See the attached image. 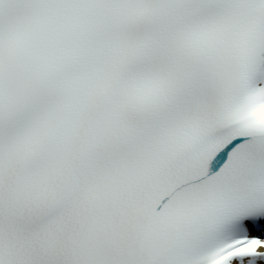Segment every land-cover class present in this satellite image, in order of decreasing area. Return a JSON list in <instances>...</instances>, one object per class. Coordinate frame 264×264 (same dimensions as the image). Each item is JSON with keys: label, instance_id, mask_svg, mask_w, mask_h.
Listing matches in <instances>:
<instances>
[{"label": "snow or ice", "instance_id": "6c2138e0", "mask_svg": "<svg viewBox=\"0 0 264 264\" xmlns=\"http://www.w3.org/2000/svg\"><path fill=\"white\" fill-rule=\"evenodd\" d=\"M0 264H264V0H0Z\"/></svg>", "mask_w": 264, "mask_h": 264}]
</instances>
